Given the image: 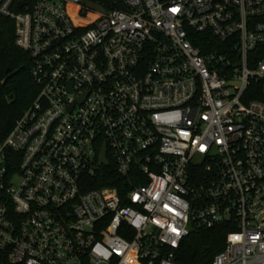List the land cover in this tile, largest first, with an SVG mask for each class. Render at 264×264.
Listing matches in <instances>:
<instances>
[{
    "label": "built area",
    "instance_id": "built-area-1",
    "mask_svg": "<svg viewBox=\"0 0 264 264\" xmlns=\"http://www.w3.org/2000/svg\"><path fill=\"white\" fill-rule=\"evenodd\" d=\"M0 15L38 87L0 139V264H183L191 226L218 224L235 229L210 264H264V0H0ZM109 167L124 196L92 186Z\"/></svg>",
    "mask_w": 264,
    "mask_h": 264
},
{
    "label": "trees",
    "instance_id": "trees-1",
    "mask_svg": "<svg viewBox=\"0 0 264 264\" xmlns=\"http://www.w3.org/2000/svg\"><path fill=\"white\" fill-rule=\"evenodd\" d=\"M91 19V17H89ZM194 44L203 52L209 47L219 46L216 39L208 34L198 35ZM32 61L27 51L16 45L15 23L0 15V139H3L12 128L16 119L32 102L38 93L31 74ZM253 99H264L261 92L250 95ZM117 185L122 196L129 189L125 177L113 172L111 167L104 168L99 180L93 187ZM229 224H218L212 228L191 226L189 234L173 249L174 260L183 264H210L214 256L225 245L227 234L234 230Z\"/></svg>",
    "mask_w": 264,
    "mask_h": 264
},
{
    "label": "water",
    "instance_id": "water-1",
    "mask_svg": "<svg viewBox=\"0 0 264 264\" xmlns=\"http://www.w3.org/2000/svg\"><path fill=\"white\" fill-rule=\"evenodd\" d=\"M5 82H6V79H3L2 81H0V84H5ZM102 160H103L105 165L108 164L106 157H105V151H103V153H102Z\"/></svg>",
    "mask_w": 264,
    "mask_h": 264
}]
</instances>
